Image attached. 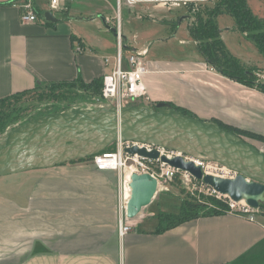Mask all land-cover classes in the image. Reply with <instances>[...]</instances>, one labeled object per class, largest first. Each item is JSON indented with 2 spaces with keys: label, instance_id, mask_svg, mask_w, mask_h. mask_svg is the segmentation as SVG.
I'll return each instance as SVG.
<instances>
[{
  "label": "crops",
  "instance_id": "crops-1",
  "mask_svg": "<svg viewBox=\"0 0 264 264\" xmlns=\"http://www.w3.org/2000/svg\"><path fill=\"white\" fill-rule=\"evenodd\" d=\"M37 1L31 0L41 16L47 9L41 12L46 6ZM21 3L0 0V100L51 84L89 85L111 72L117 39L112 17H102L113 9L107 0H73L54 15L56 24H22ZM142 12L134 13L138 32L122 36L123 68L131 51L147 49L148 101L137 106L165 103L264 137V92L210 71L198 52L193 58L172 50L176 41L195 46L184 15ZM239 136L264 152V142ZM117 180L115 172L77 162L0 177V264H264L263 215L254 222L227 212L204 215L156 233L158 219L145 226L144 209L119 238Z\"/></svg>",
  "mask_w": 264,
  "mask_h": 264
},
{
  "label": "water",
  "instance_id": "water-1",
  "mask_svg": "<svg viewBox=\"0 0 264 264\" xmlns=\"http://www.w3.org/2000/svg\"><path fill=\"white\" fill-rule=\"evenodd\" d=\"M43 19L58 22L48 11ZM112 32L116 35L115 29ZM118 141L180 153V157H161V161L233 202L243 201L254 209L264 203V152L212 121L183 114L165 103L118 109L103 102L91 109L47 114L20 125L0 136V177L87 159ZM125 152L158 158L156 151L148 153L137 147ZM194 160L218 164L237 175L233 179L208 175ZM129 187L126 218L135 221L157 195L158 184L149 174H132Z\"/></svg>",
  "mask_w": 264,
  "mask_h": 264
},
{
  "label": "built area",
  "instance_id": "built-area-1",
  "mask_svg": "<svg viewBox=\"0 0 264 264\" xmlns=\"http://www.w3.org/2000/svg\"><path fill=\"white\" fill-rule=\"evenodd\" d=\"M71 1L73 0H47V11L55 15L65 10L66 4ZM208 1L209 0H115L117 11L115 14L116 25L114 26V29L116 30L117 53L111 72L105 75L102 79L100 93L102 101L118 109L131 106L134 103L148 101V95L143 82L144 75L147 72L145 64L147 49L131 51L125 60L127 67H122L123 43L119 13L122 4H125L130 8H133L137 4H151L158 8L170 10L172 8L187 7L192 4H203ZM19 7L21 10L20 21L22 24L34 23L39 20V18L43 19V14L40 17L35 14L31 0H22ZM106 22H108V20H106ZM75 51L81 53L82 48L78 46ZM105 63H108V61L106 60ZM208 69L214 71L211 67H208ZM254 77L255 84L264 83V69H258L255 71ZM114 146V150L110 152H100L93 156L91 162L97 171H111L117 173L119 177H121L119 180L120 198L117 206V234L119 238H122L132 230V222L126 218V206L130 195L129 182L132 174H149L156 179L158 191L162 188L165 191H168L167 187L174 182L176 177H178L183 189L191 193L197 190L195 183L197 184L199 181L193 179L188 173L174 169L161 161V157L170 160L182 156L180 153L169 151L162 147L129 141H118L114 143ZM133 147L144 149L148 153L156 151L158 153V158L153 160L143 158L137 154L129 155L125 152L126 149ZM184 159L186 161L189 160L187 157H184ZM194 163L197 166H200L204 173H206V168H210L219 175L218 177L233 179L237 175L235 172L218 164H214L216 167H211L209 166V163L201 160H194ZM126 172L129 174L126 175ZM199 183L202 187L206 188V192L209 196H213L216 200L224 203L226 207L224 212L240 216L249 222H254L259 215V209L251 208L244 202H233L228 197L214 192L211 188L205 186L201 182Z\"/></svg>",
  "mask_w": 264,
  "mask_h": 264
},
{
  "label": "rangeland",
  "instance_id": "rangeland-1",
  "mask_svg": "<svg viewBox=\"0 0 264 264\" xmlns=\"http://www.w3.org/2000/svg\"><path fill=\"white\" fill-rule=\"evenodd\" d=\"M108 7H113L111 12H104L102 17L105 16L112 17L110 21L112 25H116L115 14L117 11V5L115 0H107ZM37 5L39 7L41 5H45L46 8L41 12L47 9L45 0H38ZM213 5V0H209L203 4L197 5H188L187 7L181 8H172L170 10L160 9L151 4H137L133 8H128L127 5L122 4L119 13H120V28L121 34L124 37H132L133 34L138 32V23H140L137 19H135L134 13L141 14L142 9L148 8V11L152 13V15L156 17H166L169 18L172 14L176 13L178 15H184L183 22H187V24H193L198 17L204 19V11L206 8L211 7ZM249 9L253 16L257 19H260L264 22V1L262 0H248ZM135 11V12H133ZM101 28L103 29L102 20ZM216 24L219 30L222 31V40L224 42L227 50L236 58L240 60L242 63H249L248 66L256 67L257 69H264V62L260 64V67L254 65L256 61L262 60L261 55L255 49V47L248 42L243 36L237 32H231L228 30L233 29L234 23L233 20L226 15H220L216 19ZM153 27H158L154 25ZM105 28V27H104ZM90 32L94 30L93 26H91ZM184 31V30H183ZM92 33H94L92 31ZM112 33V32H111ZM112 38L114 37L112 33ZM182 37H179V39ZM114 39V38H113ZM192 41V40H190ZM193 42V41H192ZM175 46L173 44L172 50H175L176 53L179 51L185 50L192 57H196L197 51L196 46L193 43H185L183 46L178 47V42H175ZM149 47V46H148ZM182 50H180V49ZM154 50H151L150 55H152ZM160 53V52H159ZM126 55L122 54L123 62L124 57ZM98 103H103L100 101L97 94L92 91H85L82 87H80L77 83H68L58 85L55 88H50L49 86H41L31 93L20 95L17 97H13L9 102L6 103L2 108L4 109L3 113L5 115L0 118V136L12 131L16 127L23 125L29 121L37 119L39 117L45 116L47 114H56L63 112H77L79 110L91 109L94 108ZM139 103L136 104V106ZM135 106V105H134ZM114 145V144H111ZM110 145V146H111ZM77 163L84 164H92L90 161H82ZM215 163H209V166L216 167ZM208 171V170H207ZM117 174V173H116ZM208 174V172H206ZM215 175V174H213ZM117 206L120 198V185L119 180L121 177L117 174ZM197 194H202L204 196H209L206 192V188L202 187L200 183H195ZM168 191H165L163 188L158 191L157 195L152 201L151 206L145 208V212L149 209L148 219L145 220V226H152L157 221L158 213H170L177 214L180 206V199L184 198L186 193L192 194L191 192L182 188L181 183L179 184L178 179L175 180V183L170 184L167 187ZM194 194V193H193ZM209 207L214 208L209 205ZM263 212L259 209V215ZM132 222V226H135L134 221ZM134 222V223H133Z\"/></svg>",
  "mask_w": 264,
  "mask_h": 264
},
{
  "label": "trees",
  "instance_id": "trees-1",
  "mask_svg": "<svg viewBox=\"0 0 264 264\" xmlns=\"http://www.w3.org/2000/svg\"><path fill=\"white\" fill-rule=\"evenodd\" d=\"M34 12L38 17H40V12L37 13L35 10ZM220 15L229 16L233 20V30L239 34H244L246 40L255 47L264 60V22L252 15L247 0H213V5L206 8L204 11V19L198 17L193 24L187 25L188 34L191 40L195 43L197 52L203 59L204 63L208 67L213 68L217 73L230 80L257 88L258 90L264 92V83H254V72L258 69L256 67H250L249 69L248 66L240 62V60L233 56L225 47L224 42L220 37L221 32L216 24V19ZM176 27L177 24L175 23L173 25V29ZM75 83H77V81ZM78 83V85L85 91H92L97 94L99 100L102 101L100 97L102 80L93 81L89 85H83L80 82ZM62 84H51L48 86L50 88H55L56 86ZM31 92L32 91L24 92L17 96L25 95ZM12 98L13 97L0 100V118L5 115L2 107ZM170 107L176 111L182 112L183 114L192 116L184 109H180L179 107H175L173 105H170ZM213 122L220 128L238 136H247L264 142V137L225 126L215 120ZM114 148L115 146L111 145L102 152H110L114 150ZM92 159L93 157H90L87 159L73 161L71 163L82 161L91 162ZM177 179L178 177L175 178V180ZM175 180L173 183H175ZM178 182L180 184L179 179ZM193 193L191 195L186 193L185 199H180V206L177 214L158 213V224L154 232L161 233L188 220L204 215L220 214L226 209L224 203L216 200L213 196L197 194L196 191ZM209 205L214 208L209 207ZM260 210L263 212L261 215L264 216V203L261 204Z\"/></svg>",
  "mask_w": 264,
  "mask_h": 264
},
{
  "label": "bare ground",
  "instance_id": "bare-ground-1",
  "mask_svg": "<svg viewBox=\"0 0 264 264\" xmlns=\"http://www.w3.org/2000/svg\"><path fill=\"white\" fill-rule=\"evenodd\" d=\"M122 35V34H121ZM135 104H137V103H134V104H132V105H135ZM197 163V162H196ZM208 170V171H207ZM206 172H208V175H212V176H219V175H217L214 171H212L210 168H206V170H205ZM129 173L128 172H126V175H128ZM213 174H215V175H213ZM243 202V201H242Z\"/></svg>",
  "mask_w": 264,
  "mask_h": 264
}]
</instances>
